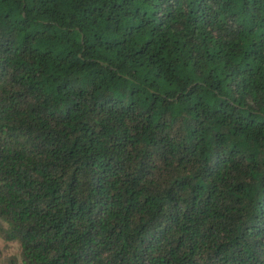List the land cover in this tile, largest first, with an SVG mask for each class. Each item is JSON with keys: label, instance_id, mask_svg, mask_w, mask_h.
Returning a JSON list of instances; mask_svg holds the SVG:
<instances>
[{"label": "trees", "instance_id": "trees-1", "mask_svg": "<svg viewBox=\"0 0 264 264\" xmlns=\"http://www.w3.org/2000/svg\"><path fill=\"white\" fill-rule=\"evenodd\" d=\"M0 238L264 264V0H0Z\"/></svg>", "mask_w": 264, "mask_h": 264}, {"label": "rangeland", "instance_id": "rangeland-1", "mask_svg": "<svg viewBox=\"0 0 264 264\" xmlns=\"http://www.w3.org/2000/svg\"><path fill=\"white\" fill-rule=\"evenodd\" d=\"M5 253H6V257L4 258L3 262L4 261L10 262L11 260H16L17 261L16 264H19L23 261L21 244L17 241L7 244Z\"/></svg>", "mask_w": 264, "mask_h": 264}, {"label": "crops", "instance_id": "crops-1", "mask_svg": "<svg viewBox=\"0 0 264 264\" xmlns=\"http://www.w3.org/2000/svg\"><path fill=\"white\" fill-rule=\"evenodd\" d=\"M6 248L7 244L0 238V264L6 263L9 264L10 262L4 261V258L6 257Z\"/></svg>", "mask_w": 264, "mask_h": 264}]
</instances>
